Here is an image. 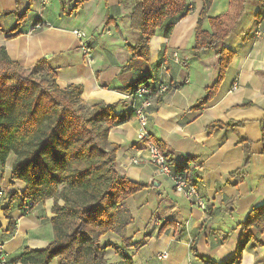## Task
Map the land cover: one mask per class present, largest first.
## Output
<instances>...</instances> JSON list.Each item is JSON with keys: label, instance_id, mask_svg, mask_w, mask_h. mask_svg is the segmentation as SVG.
<instances>
[{"label": "crops", "instance_id": "crops-1", "mask_svg": "<svg viewBox=\"0 0 264 264\" xmlns=\"http://www.w3.org/2000/svg\"><path fill=\"white\" fill-rule=\"evenodd\" d=\"M78 1L0 0V47L23 70L43 61L42 66L56 73L60 88L79 85L85 105L115 104L117 112L129 116L110 131L108 141L119 146L116 172L148 185L124 202L133 218L125 231L129 240L125 252L133 264H208L195 256L192 246L198 256L215 264L225 263L238 245L239 224L250 210L264 203L260 134L264 123V10L258 0H212L202 22L205 32L211 33V18L232 19L239 10L243 14L224 43L234 57L219 89L196 111L192 107L218 76L214 51L192 52L203 0H184L186 11L162 21L150 39L146 62H129L127 45L138 40L137 32L130 28L136 0H85L79 9L68 13ZM28 5L30 11L20 22ZM171 23L172 31L165 37L164 30ZM258 29L261 33L256 35ZM75 30L89 37L90 65L84 62L79 41L72 34ZM174 52H178L180 63L173 61ZM144 77H148L147 83L167 87L159 94V102L153 98L145 131L166 144L173 154L172 167L184 169L196 183L204 209L173 191L171 180L158 175L148 162L146 147L137 139L140 127L130 115L127 88ZM233 83L237 88L232 91ZM213 122L237 126L208 134L206 128ZM241 139L251 144V159L245 168ZM134 159L139 163L133 164ZM13 161L10 155L4 168L0 166V207L6 210L0 212V244L8 262L24 248L46 249L53 239L51 200L26 214L17 201L10 200L12 194L20 195L24 190L23 183L10 179ZM237 170L239 173L230 175ZM218 232L229 234L225 243H220ZM250 232L240 264H264V231L252 228ZM101 243L120 246L122 240L109 233ZM163 253L165 258L160 257ZM105 254L109 263L122 264L111 248ZM50 264H58L57 259Z\"/></svg>", "mask_w": 264, "mask_h": 264}, {"label": "trees", "instance_id": "trees-1", "mask_svg": "<svg viewBox=\"0 0 264 264\" xmlns=\"http://www.w3.org/2000/svg\"><path fill=\"white\" fill-rule=\"evenodd\" d=\"M84 1L76 2L68 13L79 9ZM211 2L203 0L192 52L197 55L202 51H214L218 76L192 107L196 111L211 101L219 89L234 57V53L224 43L243 14V10H239L232 19L211 18V33L205 32L202 30V22ZM258 2L264 10V0ZM30 6L19 17L20 22L25 20ZM184 9V0H136L130 12V28L137 32L138 40L134 45H127L129 62L137 59L146 62L150 39L162 21L186 11ZM172 28L173 23L165 28V37H169ZM218 44L220 47L217 49ZM42 63L35 64L32 71L33 76L41 74L37 81L23 77L19 74L22 69L20 65L7 56L4 47H0V166L3 169L12 155L14 161L10 179L24 184L23 192L20 195L12 194L10 200L18 202L22 214L45 201L53 202V239L48 247L43 250L24 248L13 261L8 262L6 259V264H50L54 259H57L58 264H111L105 256L107 248L114 251L122 264H133L125 252L129 247L125 231L132 224L133 218L124 202L148 185L132 182L116 172V152L119 146L108 141L110 131L125 123L129 116L117 112L118 105L115 104L85 105L80 100L82 88L79 85L60 88L56 83V73L46 69ZM38 67H42L40 72ZM147 80L148 77H144L130 85L127 88L129 95L145 87L150 91L148 98L153 101L155 97L159 102V90L163 85L147 83ZM11 81L13 85H9ZM136 101L134 97L130 99L131 116H134L132 105ZM235 126L237 124L233 122H213L206 130L209 134L214 129ZM260 134L261 154L264 157V123ZM150 139L171 164L173 154L166 144ZM240 144L244 148L245 168L250 163L251 144L245 139H241ZM175 170L186 174L184 169ZM237 173L238 170L230 175ZM2 211L6 210L0 207ZM239 226L241 232L238 245L234 254L223 264H240L242 252L251 240L250 229H256L258 233L264 231V203L250 210ZM164 227H161L160 232ZM109 233L118 235L122 244L102 245L101 238ZM218 234L222 236L220 243L228 240V233ZM191 250L198 259L215 264L198 256L193 246Z\"/></svg>", "mask_w": 264, "mask_h": 264}, {"label": "built area", "instance_id": "built-area-1", "mask_svg": "<svg viewBox=\"0 0 264 264\" xmlns=\"http://www.w3.org/2000/svg\"><path fill=\"white\" fill-rule=\"evenodd\" d=\"M72 33L79 41V50L82 53L85 64L90 65L92 62V49L89 37L79 30H75ZM260 33L261 30L258 29L256 35H259ZM172 59L175 63H180L181 61L178 52L172 54ZM236 88L237 84L233 83L231 90L233 91ZM166 90L167 88L163 86L160 88L159 92H164ZM149 95L150 91L145 87H141L134 94L128 96L130 99L134 97L135 100L138 101V103L136 101V103L132 105L134 117L140 127L137 139L144 144L149 153L148 162L156 168L159 176L171 180L172 189L175 193L185 196L193 203V205L200 209H204V203L199 196L196 183L192 182L187 174H180L172 167V165L159 153L156 146L152 143L150 136L145 131V126L147 124V110L152 105V99L150 97L148 98ZM132 163L136 165L139 161L134 159L132 160ZM1 195L2 193H0V197ZM0 253V264H6L5 254L2 252V245H0ZM160 257L165 258L166 254L163 253Z\"/></svg>", "mask_w": 264, "mask_h": 264}, {"label": "rangeland", "instance_id": "rangeland-1", "mask_svg": "<svg viewBox=\"0 0 264 264\" xmlns=\"http://www.w3.org/2000/svg\"><path fill=\"white\" fill-rule=\"evenodd\" d=\"M30 8H31V6H30ZM67 10H68V8H67ZM24 11H25V10H24ZM24 11H23V13H24ZM29 11H30V10H29ZM29 11H28V12H29ZM28 12H27V13H28ZM23 13H22V14H23ZM235 14H236V11H234L233 16H235ZM72 34H73V33H72ZM86 35H87V34H86ZM73 36H74V35H73ZM74 37H75V36H74ZM33 69H34V67L31 68V69H29V70H23V69H21V71H20L19 74H20L21 76H23V77H30L31 79L37 81L38 78H39V76H41V74L38 73V75H34V76H33V74H32V71H34ZM37 70L40 72V71L42 70V67H38ZM13 84H14V82H12V81L9 82V85H13Z\"/></svg>", "mask_w": 264, "mask_h": 264}]
</instances>
